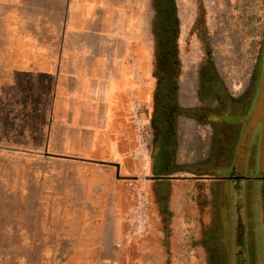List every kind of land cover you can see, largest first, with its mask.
Returning <instances> with one entry per match:
<instances>
[{"label":"rangeland","instance_id":"obj_1","mask_svg":"<svg viewBox=\"0 0 264 264\" xmlns=\"http://www.w3.org/2000/svg\"><path fill=\"white\" fill-rule=\"evenodd\" d=\"M28 1L31 7L19 10L28 17V30L30 19L34 21L32 26L38 27L34 31L36 38L29 44L55 46L56 40L49 39L40 21L41 16L52 17L56 27L57 15L46 14L41 9L42 0ZM175 2L182 30H190L194 16L202 17V36L191 34L192 47L209 53L210 62L229 91L238 94L254 69L264 30V0ZM148 7L149 4L146 20ZM3 10L1 7L0 14ZM147 30L148 23H145L143 67L151 97L144 105L136 102L131 108L135 133V110L140 111V119L145 122L144 110L151 113L153 105V47ZM24 42L17 41L16 46H24ZM3 47H9V40L0 39V48ZM50 85L46 78L35 81L33 112L25 108V99H30L29 89L27 93L23 89L21 96L20 91L12 95L11 102L8 99L7 103H0V264H159L150 256L157 253L153 245L162 240L169 249L171 240L163 241V234L156 237L155 227L144 226L141 220L146 207L142 197L143 180L155 172L161 174L156 171L155 148L150 150V161L142 153L148 171L141 179H133L131 185L133 208L126 220L132 219L134 225L129 221V227H95L99 224L93 227L89 224L88 204L82 208V203L90 202L97 173L88 165L60 164L43 149ZM245 118L242 115L232 120L244 125ZM204 135L205 132L197 129L182 132L184 154L180 148L177 162L187 165L192 175L205 177L197 185L208 195V203L202 201L206 227H189L184 231V240L173 241L171 249L181 264H264V159L261 158L264 152L257 151L258 136L246 139L242 129L238 144L226 152L223 164L217 165L202 161L208 155ZM247 156L250 162H243ZM187 174L190 173H175L174 179ZM247 205L252 209V216L245 212ZM239 222L244 227L238 226ZM250 223L253 227L248 226Z\"/></svg>","mask_w":264,"mask_h":264},{"label":"crops","instance_id":"obj_2","mask_svg":"<svg viewBox=\"0 0 264 264\" xmlns=\"http://www.w3.org/2000/svg\"><path fill=\"white\" fill-rule=\"evenodd\" d=\"M148 2L42 0L41 9L49 16L57 15L56 27L52 17L41 16L40 21L56 44L35 47L29 41L36 38L38 27L32 26L30 19L28 30V17L19 10L30 8V1L0 0V8H4L0 39L9 40V47L0 48V103L29 89L25 108L33 112L35 81L50 80L43 149L60 164L88 165L97 173L90 202L82 203V208L88 204L93 227H129L132 219L126 217L133 208V179H141L148 171L131 109L151 97L143 67ZM17 41H25L24 46L17 47ZM180 152L183 156L182 147ZM148 178L143 180V220L145 226L155 227L156 237L163 234V241L170 239L173 246V241L184 240L189 227H206L203 202L208 203V195L195 186V178L190 174L160 182ZM163 190L169 194L166 209L158 202ZM224 201L225 206L226 197ZM239 211L242 215V208ZM245 212L252 216L249 205ZM238 226L244 227L242 222ZM158 242L153 245L157 253L150 255L153 261L176 263L179 259L171 244L166 249L162 240Z\"/></svg>","mask_w":264,"mask_h":264},{"label":"flooded vegetation","instance_id":"obj_3","mask_svg":"<svg viewBox=\"0 0 264 264\" xmlns=\"http://www.w3.org/2000/svg\"><path fill=\"white\" fill-rule=\"evenodd\" d=\"M148 4L146 23L153 47L154 91L151 113H145L149 131L146 157L150 161V150L155 148L156 171L161 172H155L150 180L164 181L175 177V173H190L195 182L205 180L204 176L192 175L187 165L177 162L182 132L194 129L205 132L203 144L208 155L202 159L204 164H223L226 152L238 144L242 129L246 138L249 126L256 124L252 137L257 135L259 141L261 125L257 122V111L264 83V30L254 69L241 91L233 94L210 62L209 53L192 47L191 34L202 36V17L194 16L190 30H182L175 0H149ZM192 29L195 31L191 32ZM242 115L246 117L244 125L232 120ZM242 161L250 162V157ZM163 191L158 202L166 209L169 194ZM179 263L180 260L174 264Z\"/></svg>","mask_w":264,"mask_h":264},{"label":"water","instance_id":"obj_4","mask_svg":"<svg viewBox=\"0 0 264 264\" xmlns=\"http://www.w3.org/2000/svg\"><path fill=\"white\" fill-rule=\"evenodd\" d=\"M264 111V83H263V89H262V93H261V97H260V101H259V108L257 111V118L258 121L260 123V139H259V143H258V153H261L262 151L264 152V117H262V112ZM253 123V122H252ZM256 127V124L253 127H248V130L246 132V138H251L254 134V128ZM262 159H264V157L261 156ZM258 160H260V158L258 157Z\"/></svg>","mask_w":264,"mask_h":264},{"label":"built area","instance_id":"obj_5","mask_svg":"<svg viewBox=\"0 0 264 264\" xmlns=\"http://www.w3.org/2000/svg\"><path fill=\"white\" fill-rule=\"evenodd\" d=\"M140 111L137 112V110H135L134 115L136 117V133H137V137L139 139V142L141 144V149H143V152L146 155V145H147V138L149 137V131L147 128V122H146V118H145V113L143 115V119L145 120V122H142L140 118H142L141 115H139ZM143 221V224L145 226V219H141Z\"/></svg>","mask_w":264,"mask_h":264}]
</instances>
